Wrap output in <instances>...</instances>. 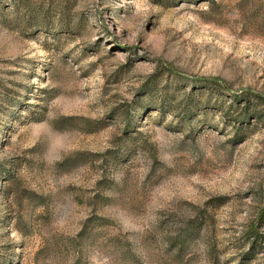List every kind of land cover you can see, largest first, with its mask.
<instances>
[{
    "label": "rangeland",
    "instance_id": "1",
    "mask_svg": "<svg viewBox=\"0 0 264 264\" xmlns=\"http://www.w3.org/2000/svg\"><path fill=\"white\" fill-rule=\"evenodd\" d=\"M256 96L264 0H0V264H264Z\"/></svg>",
    "mask_w": 264,
    "mask_h": 264
},
{
    "label": "trees",
    "instance_id": "2",
    "mask_svg": "<svg viewBox=\"0 0 264 264\" xmlns=\"http://www.w3.org/2000/svg\"><path fill=\"white\" fill-rule=\"evenodd\" d=\"M212 81H214V80H212ZM256 98L264 100V98L263 97L261 98L260 96H256ZM248 104L249 103H247L246 105H248ZM245 107L247 108V106H245ZM244 111H246V109H244ZM259 215H260L261 218H263L264 217V210L261 211V213ZM191 231H192L191 226L190 225H186L185 228L182 230V232L179 234V236H178L179 249H180V247L182 245H184V243H186L188 240L191 239V234H192ZM249 233H250L249 236H251V234L256 235V230H255L254 226H250ZM256 236H252V240H255ZM253 242L254 241H252V245H253Z\"/></svg>",
    "mask_w": 264,
    "mask_h": 264
}]
</instances>
